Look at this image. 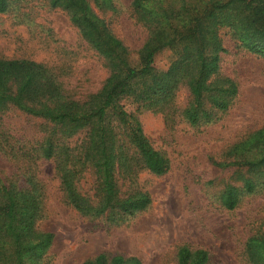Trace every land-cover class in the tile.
I'll list each match as a JSON object with an SVG mask.
<instances>
[{"label":"rangeland","instance_id":"374dc122","mask_svg":"<svg viewBox=\"0 0 264 264\" xmlns=\"http://www.w3.org/2000/svg\"><path fill=\"white\" fill-rule=\"evenodd\" d=\"M88 1L127 47L130 64L138 67L148 30L132 15L133 0ZM8 3L0 13V60L44 66L70 99L83 100L101 89L109 76L106 62L83 41L66 12L50 8L47 0ZM219 34L226 52L218 78L238 88L226 110L205 104L211 117L190 124L184 111L193 101L183 83L161 106L121 100L151 146L169 161L163 175L138 169L131 183L119 182L121 193L130 187L151 198L134 216L110 221L81 214L67 202L58 158H43L42 149L49 139L76 153L85 132L65 139L40 118L17 109L0 113V181L20 190L31 183L35 187L42 208L36 230L53 236L45 264H82L101 254L135 257L141 264H179L183 247L205 251V264H250L247 243L264 236V169L243 163L264 151V58L243 49L228 29ZM176 57L175 48L162 49L153 65L165 71ZM79 166L78 191L91 200L98 182L88 164ZM247 181L254 185L251 193L243 191ZM228 187L238 194L233 210L221 200Z\"/></svg>","mask_w":264,"mask_h":264},{"label":"trees","instance_id":"16d2710c","mask_svg":"<svg viewBox=\"0 0 264 264\" xmlns=\"http://www.w3.org/2000/svg\"><path fill=\"white\" fill-rule=\"evenodd\" d=\"M47 5L67 13L83 41L106 62L109 76L98 92L74 100L63 95L44 66L28 60H0V113L17 109L40 118L65 139L85 132L76 153V148L59 149L49 139L42 149L43 158H58L67 202L81 214L110 221L134 216L150 205L151 198L130 187L121 193L119 182L131 183L138 169L163 175L169 161L151 146L121 100L161 106L183 83L193 101L184 111L190 124L211 117L205 104L226 110L238 88L231 80L218 78L221 55L226 52L219 31L228 29L243 49L264 58V0H133L132 15L148 30L138 67L130 64L129 50L88 0H47ZM8 7V0H0V13ZM165 48H175L177 57L164 71L154 67L153 57ZM86 164L98 182L91 200L77 188L79 165ZM243 164L264 169V151L255 161ZM253 189L247 181L243 191ZM221 200L226 209L233 210L238 203L236 189L226 188ZM41 216V202L32 183L20 190L0 181V264H45L53 236L36 230ZM247 251L250 264H264V236L251 238ZM207 259L203 250L191 252L183 247L178 252L179 264H205ZM82 264L141 263L135 257L101 254Z\"/></svg>","mask_w":264,"mask_h":264}]
</instances>
